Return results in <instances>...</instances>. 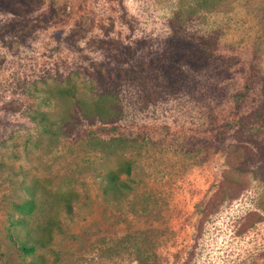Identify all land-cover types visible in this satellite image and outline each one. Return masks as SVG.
Returning <instances> with one entry per match:
<instances>
[{
  "label": "rangeland",
  "instance_id": "rangeland-1",
  "mask_svg": "<svg viewBox=\"0 0 264 264\" xmlns=\"http://www.w3.org/2000/svg\"><path fill=\"white\" fill-rule=\"evenodd\" d=\"M197 2L0 0V264H264L263 184L214 206L224 159L264 120V0ZM89 79L117 96L114 124L60 95L74 81L89 95ZM36 111L53 112L55 136ZM126 162L128 189L105 194L101 175ZM28 191L35 219L60 227L29 257L9 238Z\"/></svg>",
  "mask_w": 264,
  "mask_h": 264
},
{
  "label": "trees",
  "instance_id": "trees-1",
  "mask_svg": "<svg viewBox=\"0 0 264 264\" xmlns=\"http://www.w3.org/2000/svg\"><path fill=\"white\" fill-rule=\"evenodd\" d=\"M223 2L224 0H198L197 4L202 11L210 9L212 11L224 5ZM117 78L120 79L121 77L118 75ZM94 80L97 81L96 84H100L104 80L100 71L96 73ZM83 85L85 88L91 89L89 95L82 96L81 94V96H79V88L75 81L74 83L66 82L65 86L59 90L60 95L63 99L69 100L70 102L72 101L77 114L83 119L90 122L97 121L104 125L114 124L119 119L118 113L115 111V109L117 110V96L108 88L107 90L104 88H102V90H96L97 86H92V79L84 80ZM55 90L56 89L50 87L47 88L46 100H51V98L57 96ZM262 90L264 91V82ZM237 98L243 99L244 95H238ZM34 115L35 119L39 118L45 133L51 136L56 135L50 124V117L53 116V112L36 111L34 112ZM256 119L257 120H252L249 123V127L253 131L252 133L255 138L251 141L252 148L249 147L247 143L240 142L239 145L241 146L231 148L228 157L224 159L221 177L218 182V191L215 192V198L217 199V201L214 202L215 207L222 206L224 203L236 199L243 191L245 185L249 186L248 183L259 182L264 186V148L262 147L261 139H259L260 133L264 127V120L260 113L257 115ZM123 141L124 140L120 138L100 141L99 143L104 151L118 152L124 148L122 145ZM130 172V162H126V164L121 166L116 172L100 174L105 182V185L102 186L103 192L107 194L109 192H121L127 190L128 186L126 182L120 178V175H130ZM249 178L251 179L250 182H248ZM28 192L30 198L22 201L14 207L18 216L15 219L12 218L9 220V238L13 243L18 245V249L23 255L29 257L34 255L37 250L44 249L47 245L41 239L44 235L39 234L44 231L48 232V230L50 233L54 228L59 230L60 227L59 222L54 219L46 220L44 226L35 219L39 206L36 203L33 193L30 191ZM257 208L259 211L264 212V197L259 198ZM62 210L66 214L72 213V207L69 201L63 202ZM250 216H253L252 212L243 216V219ZM254 216H256L255 213ZM251 226L252 225L249 227ZM50 238L52 239L51 233L49 234V240L47 243H50ZM149 260L150 257L145 254H142V256L139 257L140 264H148Z\"/></svg>",
  "mask_w": 264,
  "mask_h": 264
}]
</instances>
